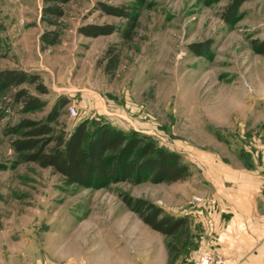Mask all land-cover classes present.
<instances>
[{
    "label": "rangeland",
    "instance_id": "374dc122",
    "mask_svg": "<svg viewBox=\"0 0 264 264\" xmlns=\"http://www.w3.org/2000/svg\"><path fill=\"white\" fill-rule=\"evenodd\" d=\"M229 0H70L60 19L58 43L40 49L41 0H0V69L19 68L40 75L46 93L39 109H8L0 123V264H153L167 239L150 229L119 198L121 191L143 197L168 214L184 216L199 185L203 164L184 155L240 152L264 118V55L252 47L264 39V0L244 2L232 24L221 11ZM108 5L137 6L131 40L118 32L99 37L77 33L85 23L124 20L99 10ZM213 39L211 52L195 55L188 44ZM118 54L112 73L105 53ZM22 86V87H23ZM13 91V89H12ZM8 91L2 105L9 104ZM60 97L68 103L54 128L70 133L84 120L106 121L136 131L176 151L191 175L183 181L103 188L66 185L60 175L36 163H22L2 128L45 116ZM73 105L76 114L68 112ZM209 153V154H208ZM211 156V155H210ZM200 166L202 168H200ZM193 196V197H192ZM193 228L167 250V264H190L197 251ZM163 252V251H162ZM157 264V263H156Z\"/></svg>",
    "mask_w": 264,
    "mask_h": 264
},
{
    "label": "trees",
    "instance_id": "16d2710c",
    "mask_svg": "<svg viewBox=\"0 0 264 264\" xmlns=\"http://www.w3.org/2000/svg\"><path fill=\"white\" fill-rule=\"evenodd\" d=\"M68 1L70 0H41L40 18L46 26L39 33L41 50L58 43L61 36L60 19ZM132 1L138 5L143 2ZM246 1L248 0H229L221 11L222 21L232 24ZM98 8L108 15L119 16L124 21L116 25L85 23L77 28V33L99 37L118 32L124 40L132 39L139 18L137 6L132 3L113 6L100 2ZM212 44L213 39L209 38L188 46L195 55H207L211 52ZM251 44L257 54L264 55V39H254ZM111 51L108 48L105 53L107 60L104 70L107 73H112L119 64L118 54L110 55ZM23 84L34 85L38 93L48 91L37 73L19 68L0 69V123L10 108L17 106L24 113L44 105L42 98L31 94ZM8 91L10 102L2 105L3 97ZM67 103L66 97H60L40 119L24 117L2 128L5 136L14 135L10 145L20 162H33L39 167L50 168L54 174L61 176L66 185L78 187L103 188L120 181L133 185L143 181L168 183L183 181L191 175L188 164L178 152L166 149L152 138L136 131L115 128L104 120L81 121L68 134L54 128L53 124L59 117L60 110ZM118 196L150 229L167 239L177 242L189 231L190 219L187 215L168 214L158 204L140 196L134 197L127 191H121ZM171 240L165 245L168 252L173 247Z\"/></svg>",
    "mask_w": 264,
    "mask_h": 264
},
{
    "label": "crops",
    "instance_id": "0c3cea01",
    "mask_svg": "<svg viewBox=\"0 0 264 264\" xmlns=\"http://www.w3.org/2000/svg\"><path fill=\"white\" fill-rule=\"evenodd\" d=\"M262 122L261 132L251 135L240 152L184 155L203 164L207 182L193 195L200 202L184 210L194 229L191 235L198 238L192 260L208 248L236 264H264V118ZM162 251L153 264H167V251Z\"/></svg>",
    "mask_w": 264,
    "mask_h": 264
},
{
    "label": "built area",
    "instance_id": "2783aa9c",
    "mask_svg": "<svg viewBox=\"0 0 264 264\" xmlns=\"http://www.w3.org/2000/svg\"><path fill=\"white\" fill-rule=\"evenodd\" d=\"M68 112L72 115L77 113L73 105L68 108ZM198 202H200V199L195 198L192 203L198 204ZM190 264H236V260L226 258L218 251L215 252L214 250L208 248H202L198 252L197 257Z\"/></svg>",
    "mask_w": 264,
    "mask_h": 264
}]
</instances>
